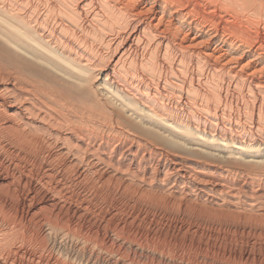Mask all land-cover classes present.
<instances>
[{"label":"bare ground","instance_id":"1","mask_svg":"<svg viewBox=\"0 0 264 264\" xmlns=\"http://www.w3.org/2000/svg\"><path fill=\"white\" fill-rule=\"evenodd\" d=\"M0 144L67 188L264 221V0H0ZM0 213V260L33 264L11 249L24 221ZM55 220L66 258L132 264Z\"/></svg>","mask_w":264,"mask_h":264},{"label":"rangeland","instance_id":"2","mask_svg":"<svg viewBox=\"0 0 264 264\" xmlns=\"http://www.w3.org/2000/svg\"><path fill=\"white\" fill-rule=\"evenodd\" d=\"M44 168L40 162L11 153L0 144V208L2 213L24 221L20 231L30 237L28 246L24 244L22 248L14 243L11 248L20 251L24 261L83 264L75 257L66 258L73 248L69 239H57V245L52 247L51 240L46 238L41 225L51 215L59 227L64 231L68 229L76 236L74 238L106 245L108 252L121 253L132 264H264V232L254 227L264 225V221L253 213L244 214L225 209V206L211 207L196 197L185 200L173 198L168 193H162L155 205L148 196L135 192H130L132 197H126L105 193L100 188L91 191L67 188L61 182L50 180ZM53 189L60 195L52 196ZM4 227L0 213V228ZM128 245L133 247L129 249ZM0 264L7 263L0 260Z\"/></svg>","mask_w":264,"mask_h":264}]
</instances>
